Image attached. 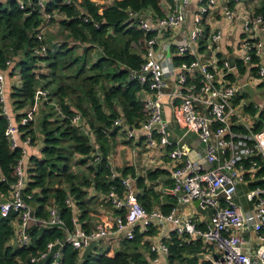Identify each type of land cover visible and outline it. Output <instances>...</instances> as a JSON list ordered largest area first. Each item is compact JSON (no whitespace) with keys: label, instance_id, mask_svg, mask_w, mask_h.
Here are the masks:
<instances>
[{"label":"built area","instance_id":"2783aa9c","mask_svg":"<svg viewBox=\"0 0 264 264\" xmlns=\"http://www.w3.org/2000/svg\"><path fill=\"white\" fill-rule=\"evenodd\" d=\"M17 1L22 9L27 4L32 5L24 0ZM70 1L67 0V3ZM192 1L170 0L172 11L157 19L131 12V19L149 35L145 40V61L137 77L140 83L148 85L151 93L145 101L148 117L138 128L131 129L122 118L116 119L114 125L128 139H137L135 131L141 130L145 151L157 146L168 148L170 176L174 182L170 192L176 195L179 204L198 202L202 210L210 212L209 219L200 225L192 217L180 216L176 207L169 212L156 208L148 210L137 199L133 178L122 177V188L113 184L105 195L112 208L122 212L114 219L115 228L110 229L99 220L83 228L75 218V228L67 230L66 243L79 252L77 264H83L84 252L91 244L105 240L113 233L124 232L125 239L133 240L139 223L145 231L151 226L161 230L173 224L176 235L183 241L190 242L195 237L206 245H214V254L207 255L211 264H264V174H261L264 168V111L258 103L255 104V114L246 111L249 104L240 98L245 85L237 79L240 74L236 65L232 67L228 58L218 56L223 33L217 27L208 26L211 14H221L229 20L241 18L231 4H240L244 0H228L221 10L218 0H197L198 9L190 20L188 12ZM47 4L46 0H38L37 3L42 11ZM56 15V11L45 15V23L37 33L38 39L45 40L49 22ZM189 21L192 27L184 37L174 42L162 39L164 30L174 31ZM258 24H264L260 15L244 20L246 30H250L251 26L258 27ZM201 45L212 51L209 64L198 55ZM263 48L262 39L246 38L238 46L236 62H243L246 72L251 70L249 83L264 87ZM47 51L46 45L35 50L40 56H45ZM190 55L194 57L190 62L178 65L174 62L175 56ZM254 58L258 62H254ZM12 63L8 62L7 66H12ZM254 67L257 70L252 71ZM232 73L236 76L235 80L229 78ZM175 75V82L167 81ZM47 95L48 92L43 89L37 92V96L44 99ZM0 103L8 119L6 137L12 148L22 150L15 167L16 182L9 195L0 194V212L4 217L15 214V236L20 247L29 246V230L33 225L61 228L64 222L56 206L48 207L47 218L38 217L23 196V190L29 183L26 158L33 140L30 136L22 138L21 126H26L33 119V111L21 123L11 120L7 108L6 74L1 68ZM167 104L173 105L184 124V132L174 138L168 133L173 119L165 115ZM259 120H262L263 126L255 131ZM82 123L83 117L77 113L72 118V125L81 128ZM191 134L197 136L192 139ZM96 155L95 164L101 156ZM109 166L111 177H118L113 163ZM240 185L245 186V191L240 190ZM66 202L69 207L75 208L72 198ZM251 232H255L260 240L256 247L247 243L250 239L245 234ZM57 243L50 242L45 251L31 258V263L51 255L52 264H58L61 251L52 252ZM169 248V242L160 235L150 244L152 255L148 264H157L161 255L168 256Z\"/></svg>","mask_w":264,"mask_h":264},{"label":"trees","instance_id":"16d2710c","mask_svg":"<svg viewBox=\"0 0 264 264\" xmlns=\"http://www.w3.org/2000/svg\"><path fill=\"white\" fill-rule=\"evenodd\" d=\"M24 1L32 5L27 4L22 9L17 0H0V68L8 70L11 75L15 69H19L21 85L15 87L12 93L13 104L17 109L35 104L39 88L48 92L40 122L44 143L42 156L30 157V180L23 190V196L41 218H47L48 207L56 205L64 227L40 228L33 225L29 230L31 244L14 248L9 245V241L15 234V214L4 217L0 212V264H33L31 258L45 251L50 242H58L52 250L61 251L58 264H77L79 252L65 241L67 230L75 228V213L66 201L68 198L75 201L81 210L79 221L84 223L85 219L97 216L92 203L94 199L91 201L88 197L87 188L92 187L96 193L103 195L109 192L113 184L122 188L121 177H111L107 159L110 145L115 141L119 129H114V122L122 118L130 127L138 128L148 117L145 102L139 96L140 91L148 90V85L140 83L133 74L142 69L145 40L149 35L131 19V12L152 8L162 16L161 0H116L110 6L93 0H71L69 3L67 0H55L49 2L43 11L37 5L38 0ZM81 8L86 12L82 13ZM55 11V19H59L58 14L64 16L59 19L61 28L70 37L87 44L82 55L77 54L75 47H70L68 43L51 50L47 41L38 39L37 33L45 23V15ZM255 14L264 18V0ZM43 45L48 48L46 55H37L35 50ZM96 46L102 49L103 56L92 62L91 53ZM19 56L22 59L15 62L17 66H7L8 62H13L14 57ZM218 56L223 57L221 53ZM193 59L192 55L175 56L174 62L178 65ZM43 61L48 64L49 74L37 71V64ZM253 61L258 62V59L254 58ZM123 65L128 66L129 70L122 69ZM236 70L240 75L246 72L243 62H236ZM255 70L256 67L252 69ZM229 78L235 80L236 76L232 73ZM246 111L255 114L257 108L254 103H250ZM77 113L90 127L101 153L96 164L94 160L97 155L92 157V163L86 168L87 175H80L73 170L77 154L89 159L95 151L90 134L72 125V118ZM7 126L8 120L2 114L0 103L1 195H9L12 190L16 182L15 167L22 156V150L12 148L6 137ZM262 126L263 122L259 120L255 131ZM21 131L22 138L30 136L34 141L33 122L21 126ZM86 163L87 159L78 162L79 165ZM163 174L168 173L155 169L150 170L145 177L140 176L134 166L126 167L123 172L124 177L131 175L136 179L137 199L148 210L152 209L154 202L159 201V196L149 188L147 181H155ZM261 174H264V168ZM167 199L170 203L162 206L164 212H169L177 201L172 195ZM81 225L88 228L87 224ZM144 235L137 232L133 240H123L117 249L98 253L89 250L83 264H148L149 246L143 242ZM190 243L174 235L169 242L170 262L187 260L185 254L193 251ZM196 263L197 257L188 260V264ZM35 264H52V256Z\"/></svg>","mask_w":264,"mask_h":264},{"label":"crops","instance_id":"0c3cea01","mask_svg":"<svg viewBox=\"0 0 264 264\" xmlns=\"http://www.w3.org/2000/svg\"><path fill=\"white\" fill-rule=\"evenodd\" d=\"M55 0H46V2H53ZM99 4L102 5H112L116 0H93ZM228 2V0H218L219 9L221 10L223 6ZM262 3V0H244L240 4L233 5L231 4V7L235 9L241 18L236 20H229L222 16L221 14H211L208 18V26L213 28L217 27L219 28L222 33L223 37L221 39L220 43V50L218 52L223 55L222 58H228V55L234 54L238 55L239 50L238 46L241 43V41L245 40L246 38H260L264 42V24L260 25L258 24V27L251 26L250 30H246L244 26V20L249 18L252 20L255 16V11L257 8L260 7ZM198 1L193 0L189 7V19L192 20L193 14L198 9ZM160 7L162 9V16L157 14L155 10L152 8H146L139 12L141 16H147L154 19H157L159 17H163L167 14H169L172 11V4L170 0H161ZM82 13H85L86 10L84 8H81ZM57 16V15H56ZM59 19H62L64 16L61 14H58ZM59 19H55L53 22H49V26L45 35V41L48 39L49 48L51 50H57L62 45L68 43L70 47H75V51L77 54L82 55L85 52V47L87 46L86 43L79 42L78 40L72 38L69 36V33L66 30H63L61 28V25L59 23ZM192 27V22L189 21L187 25H185L182 28L176 29L174 31L164 30L162 34V39L164 40H171L174 42L177 38H182L188 33V29ZM55 33V34H54ZM53 34V35H52ZM51 35L53 36L51 38ZM55 37V40L53 39ZM74 40V41H73ZM203 49V50H202ZM198 55L202 59L204 63L209 64L212 60V51L210 49H206L204 46H200L198 50ZM92 62H96L98 59H100L103 56V51L100 47L96 46L92 53ZM144 57V54H143ZM22 59V57H14V61L12 66H17L15 64L16 61H19ZM261 59H263L264 62V48H263V55L261 56ZM37 71L41 74H49L50 69L48 67V64L46 61L39 62L37 64ZM6 74V98L7 102H9V107L7 104L8 112L10 115V118L15 123H21L22 120L29 116V112L33 111V119L30 122H33V129L35 131V139L32 142V145L28 149V157L26 158V167L28 169L31 166L30 157L32 155H35L37 157H41V149L43 147V137L41 133V118H42V112L45 109V100L43 96H36V102L35 104L31 105L30 107H25L23 109H17L15 105L13 104V98L12 93L14 91L15 87H20L21 85V78H20V72L19 69H15L14 74H10L8 70L5 71ZM251 78V70H247L246 73L243 75H238L237 79L240 80L242 84L250 85L249 83ZM168 82L173 83L176 81V75L173 77H170ZM42 89L39 88L38 91ZM37 91V92H38ZM139 96L141 100L144 102L148 100L151 97V93L148 90H142L139 93ZM245 100L244 97H241ZM179 99L176 100V103H179ZM170 103V102H168ZM167 112L170 113L173 119V126L169 130V136L171 138H174L177 135H180L184 132V124L178 115L176 109L173 107V105L167 104ZM2 108V106H1ZM9 108L12 112V114L9 111ZM108 113L110 111L106 109ZM3 114V112H2ZM4 115V114H3ZM5 116V115H4ZM169 116V115H167ZM6 117V116H5ZM7 119V118H6ZM8 120V119H7ZM80 128V127H79ZM116 130V128L114 127ZM81 130L85 134H90L91 141L94 144V152L91 154V156H82L81 154H77L74 159V166L73 170L77 172L80 175H87L86 168L92 163L91 159L95 154H100L99 146L95 143V137L92 133L90 127L85 122L83 118V123L81 126ZM22 135V134H21ZM135 135L137 136V139L134 140L126 138V135L124 132H122L120 129H118V132L115 137V141L112 142L110 140L111 145L110 149L107 155V159L109 164L113 163L115 166L118 176L124 177L123 172L126 167L134 166L137 171V175L140 176H146L147 173L150 170L155 169H162L167 171L168 174L161 175L158 179L155 181H147V185L149 188L153 189L154 192L159 196V201L154 202L153 208L159 209L163 211L162 206L170 203L167 199L168 196H173L174 198L177 197L175 194L170 192V189L174 186V182L170 176V164H169V156H168V148L157 146L154 149H151L149 151H145V147L143 145V132L141 130H136ZM191 138H195V135L191 134ZM31 151V152H30ZM87 159V163L85 165L78 164V162H81L82 160ZM85 170H84V168ZM131 176V175H127ZM30 177V176H29ZM132 177V176H131ZM133 178V177H132ZM30 180V178H29ZM135 180L133 178V186L135 188ZM173 183V186H171ZM88 197L91 198V201L93 203V208L96 212V217L85 219L82 223L79 221V215L81 214V210L77 207V204L75 203V208H73L75 213V218L77 219V222L80 224H87L88 227L91 226V224L95 221H102L105 225H107L110 229L115 228L114 225V219L119 214L115 209L112 208L111 204L107 201L105 195L101 193H96L94 189L87 188ZM136 190V189H135ZM96 197V198H95ZM32 206V205H31ZM50 206H56V205H50ZM33 207V206H32ZM57 207V206H56ZM176 207L178 214L182 217H192L194 221L200 225H204L208 219L210 212L206 210H202L198 203L193 204H174L173 208ZM35 210V208H34ZM164 212V211H163ZM80 224V225H81ZM15 226V220L13 221V227ZM82 226V225H81ZM139 230L138 233H144L143 242L148 243V251H147V258L150 260L151 252H150V244L154 242L160 235L164 237L168 242H171L172 237L176 235L175 233V227L173 224H168L164 229H158V227L151 226L148 231H145L143 225L141 223L138 224L137 227ZM143 230V232H141ZM136 232V234H137ZM249 235V236H247ZM245 237H248L250 240L247 241L248 245L258 246L260 243V240L258 239V235L255 232H251L249 234H245ZM190 241V248H193V251L191 254H185L186 257H188L187 260L179 261L176 260L173 263L170 262L169 255H161L160 260L157 264H188V260L197 257V263L196 264H206L209 262L211 264L210 260L208 259V254H214V245H206L204 244L200 239L198 238H191ZM126 240L124 232H116L113 233L111 236L106 238L105 240H101L98 242H95L93 246H90L85 252L84 256L89 250L94 251L95 253L103 252L109 249H117L120 246V243ZM9 245H11L14 248L20 247L17 236H14L10 239Z\"/></svg>","mask_w":264,"mask_h":264},{"label":"rangeland","instance_id":"374dc122","mask_svg":"<svg viewBox=\"0 0 264 264\" xmlns=\"http://www.w3.org/2000/svg\"><path fill=\"white\" fill-rule=\"evenodd\" d=\"M52 35H51V38L53 37ZM53 39L55 40V37ZM47 45L49 46L48 39H47ZM238 81H240V80H238ZM241 97H244L245 98V101L248 104H250V103L257 104L260 101L264 100V87L261 86L260 84H256L255 85V84L251 83L250 85H247L243 89ZM7 104H8V107H9V102H7ZM9 111L12 114L10 108H9ZM165 115H169L170 117L172 116L170 113L167 112V107L165 108ZM252 119H254V118H252ZM192 135L194 137V134H192ZM196 136L197 135L195 134V137ZM84 170H85V168H84ZM240 190L241 191H245V186L244 185H240ZM94 244L95 243L91 244V246H93Z\"/></svg>","mask_w":264,"mask_h":264},{"label":"water","instance_id":"95a60500","mask_svg":"<svg viewBox=\"0 0 264 264\" xmlns=\"http://www.w3.org/2000/svg\"><path fill=\"white\" fill-rule=\"evenodd\" d=\"M228 59L230 61L231 66L235 67V65H236V55H234V54L228 55ZM122 69L129 70V67L123 65ZM134 74H135L136 77H138L140 75V71L135 72ZM258 104H259L260 108L264 111V100L260 101ZM131 129H133V128L131 127ZM58 213H60V210H58Z\"/></svg>","mask_w":264,"mask_h":264}]
</instances>
